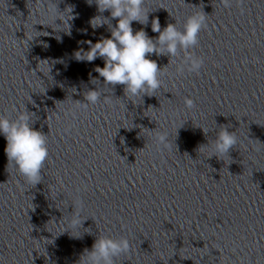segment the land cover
<instances>
[{
  "label": "clouds",
  "instance_id": "1",
  "mask_svg": "<svg viewBox=\"0 0 264 264\" xmlns=\"http://www.w3.org/2000/svg\"><path fill=\"white\" fill-rule=\"evenodd\" d=\"M240 6L243 0H235ZM43 5V0H40ZM89 5L95 3L99 13L110 12L112 19L117 20V24L110 28V37L101 38L93 43L86 41L89 45L87 51L83 49L75 52V58L78 61L93 62L97 58H102L104 66L95 68V72L107 85H123L124 94L129 99L142 97L155 93L162 87L160 79L161 70L155 60L149 59L150 54L163 55L171 57L177 55L178 46L182 49L198 45V36L202 29L207 28L206 15L194 13L187 17L183 25V31H179L175 24L169 23L161 30L159 19L151 21V29L158 33L155 41L150 38L146 31L142 29L133 31L132 22H139L141 25L148 23V11L144 8V0H88ZM225 7H231L233 0H220ZM68 13L73 11L72 7L67 8ZM50 12L58 11L48 9ZM241 12L244 9L241 7ZM106 18L96 16L91 19L90 24L93 29L105 25ZM187 71L199 74L203 66L202 57L187 55L185 57ZM185 71V65L180 64L176 68L178 74ZM101 92L99 90H88L85 93V102L79 106L87 108L89 105H96L100 100ZM105 103L109 99L105 97ZM184 105L188 109L195 107L193 99L184 98ZM30 116L21 112L15 120H10L6 116H0V134L6 139L4 149L8 158V164H12L22 176L26 183L37 185L42 180V169L49 158L47 137L40 131L34 130L29 124ZM205 131V130H204ZM206 133V132H205ZM168 134L166 132H157L155 141L158 146L168 147ZM238 142L237 136L228 131L227 128H221L215 142L212 144L214 154L217 157L228 154ZM80 189H77L79 192ZM79 206L83 207V201H79ZM79 212L69 221L72 228L82 224ZM130 242L128 238L123 237L119 240L108 237H99L95 240L91 250H85L81 264H114L113 257L122 253L130 252Z\"/></svg>",
  "mask_w": 264,
  "mask_h": 264
}]
</instances>
